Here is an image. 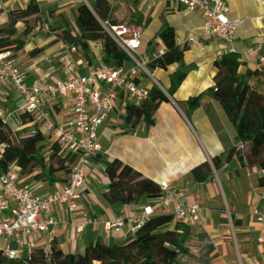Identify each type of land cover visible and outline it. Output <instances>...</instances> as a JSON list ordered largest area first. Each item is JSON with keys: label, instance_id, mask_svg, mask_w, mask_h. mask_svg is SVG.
I'll use <instances>...</instances> for the list:
<instances>
[{"label": "crops", "instance_id": "crops-1", "mask_svg": "<svg viewBox=\"0 0 264 264\" xmlns=\"http://www.w3.org/2000/svg\"><path fill=\"white\" fill-rule=\"evenodd\" d=\"M43 22L49 24L58 21L61 30L65 23L73 19L74 9L83 0H35ZM87 4L88 0H84ZM116 4L114 17L120 21L127 15L139 12L150 23L141 29L142 46L140 54L148 58L152 48L161 49L156 38L162 26L174 29L177 45L189 35H197L203 23L198 13H188L174 0H106ZM229 7L227 17L230 21H239L230 46L216 39L196 38L184 53L185 65H194L169 102L162 103L153 115L152 125L143 123L133 128L123 129V101L119 100L114 112L98 131V142L102 152L90 161L83 187V207L96 220L95 226L87 227L76 235L66 224H61L52 237L42 234L37 237L38 248L46 249L55 241L64 254H82L90 242H123L142 216V210L152 201L137 202L130 205H108L102 198L106 191L107 178L103 160L117 159L139 172L144 178L156 184L165 181L183 193L182 201L199 206V223L196 226L204 235L206 245L213 251L208 255L210 264H264V247L258 243V225L252 210L264 212V189L258 187L261 177L258 168H246L236 159L222 164L217 170L212 169V176L204 182L193 181L190 171L203 163L211 165V159L225 156L235 145V132L228 122L222 108L210 96H204L201 105L187 112L186 107H179L178 102H185L214 86L215 70L213 62L226 54H236L241 63L239 73L246 70H261L264 64V0H226ZM28 0H0V26L7 22V13L23 9ZM20 24L16 26L19 30ZM146 31H148L147 36ZM54 37L39 40L28 38L23 50L12 57L14 64L24 73L25 83L31 84L40 75L59 78L58 63L59 42L52 43ZM91 62L78 53L72 54L71 60L76 67V74L83 75L92 66L102 65L103 48L100 43H90ZM258 47L257 58L242 60L241 56L248 49ZM43 52L32 58L28 53L35 49ZM144 51L142 52V49ZM9 54V53H8ZM10 55V54H9ZM11 57V56H10ZM176 65L166 70L154 72L157 80H162V90L169 87V75ZM142 84L151 87L147 79ZM264 88V81L262 84ZM21 98L18 91L8 86L0 90V110L7 124L14 131H25L18 119L21 113ZM44 116L56 123H64L71 116L70 100L58 96L51 98L42 108ZM52 142V141H50ZM56 176L64 182L49 185L35 182L29 176H18L21 185H29L36 195H45L57 190L66 183L68 176ZM64 176V175H63ZM163 214L161 208H155L154 215ZM52 215L59 221L68 222L63 208H53ZM117 218L124 219L123 234L115 235L104 229V223ZM0 246L2 243L0 242Z\"/></svg>", "mask_w": 264, "mask_h": 264}, {"label": "trees", "instance_id": "trees-1", "mask_svg": "<svg viewBox=\"0 0 264 264\" xmlns=\"http://www.w3.org/2000/svg\"><path fill=\"white\" fill-rule=\"evenodd\" d=\"M41 12L35 0H28L23 9L7 13V22L0 26V54L10 56L21 52L27 42L26 37L35 29L30 20L40 17ZM74 25L77 33L64 28L57 34V42L77 47L84 59L91 62L90 43H100L103 48L102 63L116 68L129 66L127 55L116 45L105 32L103 25H122L114 17L113 7L106 0H88V4H80L74 9ZM149 18L139 12L131 13L129 23L140 29L146 28ZM18 24L23 25V38H17ZM126 24V23H124ZM156 38L160 41L163 54L149 63L153 70H166L176 65L169 75V87L161 90L152 85L146 101L138 106L124 104L122 117L123 129L133 128L140 123L152 125V118L159 105L169 102L187 74L195 69L194 65H185L184 53L189 45H177L172 27L162 26ZM157 48H152V53ZM43 49L35 48L28 55L39 56ZM241 63L236 54H226L213 62L215 70L214 86L204 92L178 102L179 107H186L187 112L197 109L204 96H210L222 108L228 122L235 132V145L225 156L211 159V165L203 163L194 167L190 175L195 182H204L212 176V169L229 163L236 157L246 168L264 167V68L246 70L239 73ZM18 119L26 124L30 118L20 113ZM24 131H14L0 119V174L10 166L17 168L19 175L29 176L35 182L54 185L64 182L56 175L68 176L73 157L65 154L57 142L48 146V156L44 155V143L47 138L41 134L23 135ZM244 144V149H240ZM104 173L107 178L106 191L102 198L108 205H130L137 202L153 201L159 196L158 184L144 178L139 172L123 164L117 159L103 160ZM258 187L264 189V176L258 181ZM190 225L184 224L171 215L160 214L148 218L143 225L123 242L103 243L99 240L90 242L82 254H64L55 241L49 244V253L36 248L25 258L27 264H177V260L185 252L184 243L190 232ZM203 234V233H202ZM204 236V235H203ZM209 255L213 248L206 245ZM0 264H24L21 261L9 260L0 252Z\"/></svg>", "mask_w": 264, "mask_h": 264}, {"label": "built area", "instance_id": "built-area-1", "mask_svg": "<svg viewBox=\"0 0 264 264\" xmlns=\"http://www.w3.org/2000/svg\"><path fill=\"white\" fill-rule=\"evenodd\" d=\"M174 1L184 11L198 13L203 18L199 33L189 35L181 44L189 45L196 38H202L216 39L231 47L239 21L228 19L226 0ZM103 28L127 55L129 66L116 68L102 64L90 67L86 74L77 75L70 57L78 53L77 47L59 43L60 77L40 75L28 85L24 73L10 55L0 54V90L12 86L18 91L20 112L30 118L23 125L28 129L27 135L41 134L49 141L57 142L65 154L73 157L66 183L45 195H36L31 186L19 184V173L14 166L0 174V252L6 259L27 264L25 258L38 248L37 237L42 234L52 237L61 224H66L76 235L97 224L82 205V190L91 159L102 152L98 131L114 112L119 100L135 106L147 100L149 87L142 84V79L161 89L154 74L156 70L151 71L148 65L163 54V49L145 58L140 54L142 37L139 27L105 23ZM257 52L258 47L250 48L241 59H255ZM258 62L264 64V59L259 58ZM54 96L71 102V116L64 123L49 120L42 113L44 105ZM0 119L7 123L1 110ZM239 147L244 149L245 145ZM4 148L5 145H0V151ZM259 173L264 176V167ZM158 187L159 196L143 208L140 220L131 230L132 235L154 215L155 208H161L163 214L184 224L199 223L198 205L184 203L183 193L165 181L158 183ZM56 207L64 209L68 222L59 221L52 215V209ZM252 215L258 225V243L264 247V212L253 209ZM124 228L122 218L104 223V229L115 235L123 234ZM44 252L49 253V247Z\"/></svg>", "mask_w": 264, "mask_h": 264}, {"label": "rangeland", "instance_id": "rangeland-1", "mask_svg": "<svg viewBox=\"0 0 264 264\" xmlns=\"http://www.w3.org/2000/svg\"><path fill=\"white\" fill-rule=\"evenodd\" d=\"M123 1V0H122ZM82 3H85L83 0ZM88 4V1H87ZM113 7V12L117 11V7L113 4H111ZM131 14L127 15V18H123L120 20L121 24H128L129 23V17ZM21 25V24H20ZM30 25H35V29L26 37V40L28 38H34L38 37L39 40L47 38V37H54V40L52 43H57V34L61 31V25L59 22L53 21L51 24L45 20V22L42 21L41 15L40 17L33 18L30 20ZM65 28H70L74 33H77V29L74 25L73 19H71V22L65 23ZM23 25L19 26V30H17V38H23L22 32H23ZM148 34V31H146V36ZM144 51V48L142 49V52ZM15 55V54H14ZM12 55V57H14ZM11 57V59H12ZM159 84L162 85L163 81L158 80ZM20 132V131H19ZM23 135H26V132L24 131ZM50 141L48 139L45 140L44 143V155L45 157L48 156V146L50 145ZM62 177H65L63 173H61ZM64 175V176H63ZM190 232L188 234V238L186 239L184 243L185 252L180 255V257L177 260V264H210L207 249H206V241L205 237L203 236L202 232L196 227V226H190Z\"/></svg>", "mask_w": 264, "mask_h": 264}]
</instances>
